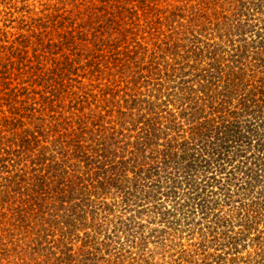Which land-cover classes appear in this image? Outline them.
<instances>
[{"label":"rangeland","instance_id":"374dc122","mask_svg":"<svg viewBox=\"0 0 264 264\" xmlns=\"http://www.w3.org/2000/svg\"><path fill=\"white\" fill-rule=\"evenodd\" d=\"M212 28L217 34L202 38L216 42L219 54L249 42L243 57L250 60L264 45V0H0V264H264V217L249 216V230L241 232L237 202L223 190L208 195L220 203L208 216H222L209 229L201 208H192L206 199L194 192L174 198L151 191L153 197L138 203L142 194L126 196L95 180L105 155L119 159L139 140L147 113L133 106L149 100L164 113H179L185 98L174 82L194 80L201 88L194 75L209 52L193 43L197 30L208 35ZM62 62L63 86L50 93L49 71L59 73ZM174 62L179 65L169 70ZM241 63L226 66L248 86L250 70L241 71ZM31 129L43 140L70 132L86 146L89 159L70 161L86 168L69 212L60 201L55 205L56 194L37 195L35 153L10 143ZM96 134L108 141L92 142ZM8 146L15 150L6 153ZM25 164L23 177L16 168ZM34 197L68 215L72 243L63 247L43 225Z\"/></svg>","mask_w":264,"mask_h":264},{"label":"trees","instance_id":"16d2710c","mask_svg":"<svg viewBox=\"0 0 264 264\" xmlns=\"http://www.w3.org/2000/svg\"><path fill=\"white\" fill-rule=\"evenodd\" d=\"M203 31L207 33L206 30H197L196 34L200 33L193 43L201 42L202 46L196 47L200 53L209 52V60L194 75L201 82V88L194 86V80H185L178 76L180 82H174L176 86L173 87L182 92L180 99L185 98L179 113H164V110L158 109L149 100L148 104L144 101L133 106L132 108H141L147 113L141 121L139 140L125 146L126 150L119 159L112 154V158L105 155L104 160H100L101 166H98L100 178L95 180L100 185L121 189V193L124 192L126 196L137 197L142 194L138 203H144L147 198L153 197L150 196L151 191L165 193L167 197L174 194V198L186 197L188 193L194 192L200 200L206 199L202 203H194L192 208H201L204 216L201 219H205L209 229L218 227L222 216H215L213 213L210 216L215 217L208 216L212 211L216 213L215 206L220 204L218 196L209 200L212 197L208 195L218 194L219 190H223L228 201L237 202L233 208L240 210L238 213L244 222L241 232H247L249 216L264 217V45L257 46L252 51L253 57L246 61L243 54L247 52L246 45L249 42L245 44V48L237 46L234 53V49L230 48L229 54L221 55L216 42L211 46L210 39L205 41L202 38L211 36L216 31L212 28L208 35L203 34ZM257 39L253 38L255 41ZM260 39L264 40V37ZM214 47L216 51L211 50ZM234 61L242 62L239 66L241 71L250 70L252 82L248 86L242 85L244 75H235L232 73L233 67L227 68L226 62ZM62 65L59 73L55 70L49 71L54 81L50 84V93L63 86L58 79L67 68L65 62ZM178 65L179 62L170 63L169 70ZM165 71L164 76L170 78L169 71ZM180 74L183 75V72ZM164 101L165 104L170 102L167 99ZM25 122L20 119L21 125ZM106 127L98 125L102 132L108 130ZM22 133L21 141L20 133H17L10 143L35 153L32 163L39 166H36L38 170L33 175H36L35 181L42 187L37 195L56 194L53 197L55 205L60 201L69 212L72 206L78 204L76 202L79 198L76 199L74 195L80 188L76 182L82 181L85 174L82 168H86L85 164L79 162L86 161L90 156L84 150L86 146L80 144L70 132L50 139L44 136V140L41 138L42 134L32 129ZM96 136L98 137L93 138L92 142L108 141L105 136ZM124 137L128 139L127 136ZM48 143L50 149L46 145ZM4 148L8 150L6 153L15 150L13 146ZM89 149L94 150L93 147ZM74 152L75 154L69 156ZM77 157L80 159L78 163L70 162ZM28 170L26 164L16 168L23 177ZM169 170L173 171L172 175L163 174ZM234 187L236 190H233ZM43 199L41 197V200H37L34 197L36 206L39 207L38 214L42 212L44 217L43 225H49L48 228L58 236L63 247L68 246L73 239L71 229L74 228L68 215L53 209L51 204L45 207L48 201ZM207 205L212 207L206 209ZM121 220L119 219L120 222Z\"/></svg>","mask_w":264,"mask_h":264}]
</instances>
